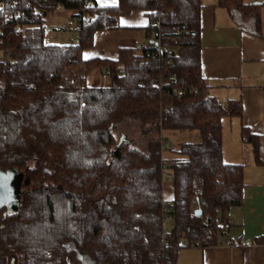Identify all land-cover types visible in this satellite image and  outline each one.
<instances>
[{"label":"trees","instance_id":"16d2710c","mask_svg":"<svg viewBox=\"0 0 264 264\" xmlns=\"http://www.w3.org/2000/svg\"><path fill=\"white\" fill-rule=\"evenodd\" d=\"M58 6L76 18L77 43H45ZM217 6L252 18L251 32L264 38V2ZM201 7L200 0H0V169L20 170L29 182L14 212L0 210V264H177L182 248L216 245L224 214L243 201V166L225 163L221 148L222 118L240 116L241 105L220 103L201 74ZM133 11L148 18L146 50L83 58L96 32L120 29ZM86 13L93 18L83 23ZM155 20L160 43L150 37ZM96 70L107 87L86 86ZM126 119L139 122L143 150L118 146L115 131ZM192 130L199 141L162 158L161 132ZM241 140L261 164L259 135L242 127ZM163 164L173 187L169 232ZM255 243L264 245V235Z\"/></svg>","mask_w":264,"mask_h":264},{"label":"crops","instance_id":"0c3cea01","mask_svg":"<svg viewBox=\"0 0 264 264\" xmlns=\"http://www.w3.org/2000/svg\"><path fill=\"white\" fill-rule=\"evenodd\" d=\"M99 6H113L118 0H94ZM200 60L201 74L210 93L222 104L230 101L241 105L240 116L222 118V158L227 164L243 166V201L228 210L230 228L221 233L214 246L182 248L177 264H264V245L255 238L264 235V38L254 35L252 18H243L236 11L217 6V0H200ZM245 4L264 0H243ZM52 17L53 27L68 25L71 42L77 40L74 22L61 13ZM148 18L144 11H133L120 18V29L98 31L93 46L83 52V58L115 59L119 47L132 46L144 39ZM70 28V27H69ZM98 71V70H97ZM259 135V158L256 164L249 145L241 140V129ZM173 187L170 179L163 180L162 198L170 202ZM227 212V211H226ZM226 213L224 214L223 220ZM229 238L234 246H226ZM242 241L240 246L236 243Z\"/></svg>","mask_w":264,"mask_h":264},{"label":"rangeland","instance_id":"374dc122","mask_svg":"<svg viewBox=\"0 0 264 264\" xmlns=\"http://www.w3.org/2000/svg\"><path fill=\"white\" fill-rule=\"evenodd\" d=\"M62 15L65 16V22L68 23L69 11L64 10ZM58 15L55 11L52 16H49L46 24H45V33H44V41L47 44H69L71 43V39L69 34L73 33L74 30L71 29V26L67 24L65 27H53L56 26L52 21V17ZM70 27V28H69ZM2 53L0 52V59H2ZM86 86L88 87H107L109 85V81L103 77L101 72L93 71L86 76ZM116 140L119 141L121 139L122 143H131L134 147L143 150L144 145L147 141L146 137H143L140 132V126L138 121H132L130 119L123 120L117 127L115 131ZM150 137V136H148ZM160 137H163L165 141H167L163 145L161 154L164 159H171L173 157L179 156L177 153V149L179 144L186 142H197L199 141V134L197 131H175V132H161ZM22 174L23 180L25 179L24 173L20 171ZM29 185V182H28ZM26 186V185H23ZM173 223L170 218L166 215L163 220V229L165 232H169L172 229Z\"/></svg>","mask_w":264,"mask_h":264},{"label":"water","instance_id":"95a60500","mask_svg":"<svg viewBox=\"0 0 264 264\" xmlns=\"http://www.w3.org/2000/svg\"><path fill=\"white\" fill-rule=\"evenodd\" d=\"M121 139L118 141V146ZM28 184V179L22 178L20 170L10 168L7 170L0 169V210L5 209L6 212H14L19 204L21 192L20 186ZM200 209H196L194 214L199 215Z\"/></svg>","mask_w":264,"mask_h":264},{"label":"built area","instance_id":"2783aa9c","mask_svg":"<svg viewBox=\"0 0 264 264\" xmlns=\"http://www.w3.org/2000/svg\"><path fill=\"white\" fill-rule=\"evenodd\" d=\"M91 4H92L91 2L88 3V5H91ZM92 18H93V15L86 13L80 18V20H81V22L86 23V21H89ZM73 21H76V18H74ZM158 27H159V21L158 20L153 21L152 24H151L150 37L152 39H155L157 41V43H160V34L158 32ZM75 43H77V40L75 41ZM133 46L138 51H144V50H146L148 48L149 43H148V40H146V39L135 40ZM159 47H160V45L158 44V48ZM160 89L161 88L159 86V90ZM176 94H177V96H181L183 94V91L178 89L176 91ZM165 144L166 143H164V146H166ZM165 166L166 165L163 164V167H162V169H163V179L168 180V179L171 178V175H170L169 172L165 171V168H166ZM168 203L169 202L164 203V210H165L166 216L169 218V216H168V212H169ZM230 226H231V224H230V221H229V213L227 211L226 215H225V218L222 221V228H223L222 229V233L226 234L227 230L230 228ZM224 243H225L226 246H234L235 245V243L232 242V240H230L229 238H226ZM241 244H242V241H238L236 243L237 246H240ZM195 246H196V244H195Z\"/></svg>","mask_w":264,"mask_h":264},{"label":"flooded vegetation","instance_id":"af4514ba","mask_svg":"<svg viewBox=\"0 0 264 264\" xmlns=\"http://www.w3.org/2000/svg\"><path fill=\"white\" fill-rule=\"evenodd\" d=\"M22 187H23V182H22V184H21V186H20V192L22 191Z\"/></svg>","mask_w":264,"mask_h":264}]
</instances>
